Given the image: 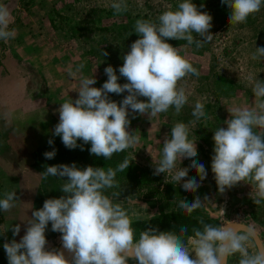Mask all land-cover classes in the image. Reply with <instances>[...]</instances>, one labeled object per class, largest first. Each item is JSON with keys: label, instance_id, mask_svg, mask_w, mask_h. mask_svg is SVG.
Returning a JSON list of instances; mask_svg holds the SVG:
<instances>
[{"label": "clouds", "instance_id": "obj_1", "mask_svg": "<svg viewBox=\"0 0 264 264\" xmlns=\"http://www.w3.org/2000/svg\"><path fill=\"white\" fill-rule=\"evenodd\" d=\"M230 10L231 25L246 23L248 17L264 7V0H222ZM115 14L128 10L127 0H112ZM212 16L201 11L193 0H180L176 7L168 8L156 20L137 19L134 32L139 39L122 57L123 65L117 70L109 65L104 69L107 80L102 87H94L96 77H82L78 98L68 99L57 109L59 122L53 135L59 136L68 149L83 144L91 145L90 154L109 160L116 153L135 147L140 142L136 131H130L131 114H147L151 120L161 113L174 109L179 114L188 103L190 93L182 81L189 75L199 76L181 47H174L168 40L186 41L184 47L195 44L202 47L211 42ZM12 13L8 5L0 3V41L15 37ZM103 56L108 53L102 50ZM252 60L264 59V47H256ZM85 67L83 63L69 69L73 78ZM124 77L127 83H119ZM254 105L228 109L230 118L214 131V155L211 171L220 193L240 182L252 186L250 193L257 206L264 204V81L249 76ZM128 94L121 102L111 100L110 93ZM141 97L146 99H140ZM196 124L205 118L204 104L197 101L191 112ZM132 118H135L133 115ZM189 124L176 122L166 135L158 162L154 163V175L171 174L175 184L184 192L195 193L208 172L203 163L196 160V141L189 139ZM52 151H46L45 159H53L57 152L54 140L48 142ZM151 154V153H150ZM152 155V154H151ZM188 159V168L181 167ZM179 162V167H177ZM127 157L113 167H77L76 163L47 166L42 174L64 181L59 198L45 200L43 207L34 210L26 221L25 234L17 241L13 238L3 247L8 264H264V244L258 243L257 231L250 225L236 221L213 225L200 218L199 227L187 226L179 231H160L147 227L136 236L133 228L135 213H129L121 202L117 174L128 169ZM195 170V177L188 173ZM109 190H113L109 192ZM16 191H5L0 197V211L9 212L18 201ZM202 201L196 196L192 202L180 199L177 207L188 215L201 209ZM139 219L138 216H136ZM49 223L51 230L61 234L62 249L48 250L45 235ZM12 231L13 237L21 232V225H0V234ZM253 247L255 250H252ZM71 259L66 257V253ZM194 253V256H193Z\"/></svg>", "mask_w": 264, "mask_h": 264}, {"label": "rangeland", "instance_id": "obj_2", "mask_svg": "<svg viewBox=\"0 0 264 264\" xmlns=\"http://www.w3.org/2000/svg\"><path fill=\"white\" fill-rule=\"evenodd\" d=\"M18 2L26 7L25 10L28 7L29 9L35 7L34 15L42 22L40 30L46 31L51 42V51L46 53L50 63L45 72L61 69L63 84L69 88V94L71 92L74 94L75 90L79 89L82 77L95 76L97 82L93 86L102 87L107 80L104 69L109 65L117 70L119 76V68L123 65L122 57L130 50L131 44L140 38L134 32L135 21L137 19L155 21L163 11L168 8L174 9L180 0H127L128 10L120 14H115L111 8L112 0H18ZM193 3L201 11L212 16L210 29V33L214 35L212 41L199 48L195 44L184 47L186 41L171 39L167 42L174 47L180 46L181 54L186 55L200 75L198 77L189 75L182 81L190 95L188 103L179 114L170 109L167 113H161L150 120L147 114L141 116L130 113V131H136L140 136V142L125 151L136 164L145 167L157 177V181L154 184V191H149L148 187L120 182L119 185L124 186L125 190L130 189L131 193L120 195L118 202H121L130 214L135 213L139 217L137 219L134 216L133 222L147 221L161 213L186 214L177 207L179 197L176 193L179 188L189 202L196 196H200L202 201L207 197L208 200L198 211L218 225L233 221L250 225L257 231L264 244V204L257 206L253 202L250 196V193L254 195L252 186L242 181L220 193L211 171L214 131L220 126L226 127L224 121L230 118L228 109L254 105L252 85L247 78L251 76L253 81H264V59H251L256 47H264V7L250 15L246 23L231 25L228 22L230 10L222 0H193ZM102 50L108 53L106 57L103 56ZM55 59L61 60L57 68L51 66ZM81 63L85 67L77 77H71L69 69H75ZM38 81L42 88L39 93L35 90L38 94V98L35 99L43 106L48 83L43 76L42 78L39 76ZM119 83H127V80L120 77ZM76 94L78 98V92ZM127 94L110 93L109 97L111 100L121 102ZM197 101L204 104L206 116L193 125L190 123L194 119L191 112ZM41 111L46 112V109ZM133 115L135 118H132ZM50 119L55 123L59 122L54 117ZM176 122L189 124V139L196 141L198 152L196 160L203 163L208 172L207 178L200 182L196 171H189L188 178L195 177L201 183V187L195 193L184 192L180 185L172 181L171 174H153L154 163L160 159L164 138L166 135L170 138L171 128ZM42 132L38 135L42 146L45 147L48 140L53 137V131L50 135L47 129H42ZM56 152L57 155L51 160L45 159L44 155L39 157L41 168H32L36 171V178L27 177L29 178L27 186L25 184L19 188H12L9 178H6L7 185L4 188L3 184H0V197L7 190L16 191L19 199L11 211L2 212L4 224L21 225L18 236L13 237L11 230L5 234L9 241L13 238L19 241L22 238L26 227V221L22 220L30 219L32 212L42 208L45 200L63 195L60 191L64 183L62 179L52 176L45 178L40 174L47 166L58 164L60 150ZM190 164V160L184 159L181 167L188 168ZM179 166L178 162L177 167ZM45 235L48 250L60 248L61 234L51 230V223ZM237 260L238 257L231 258L230 264H236ZM129 264L135 262L130 261Z\"/></svg>", "mask_w": 264, "mask_h": 264}, {"label": "crops", "instance_id": "obj_3", "mask_svg": "<svg viewBox=\"0 0 264 264\" xmlns=\"http://www.w3.org/2000/svg\"><path fill=\"white\" fill-rule=\"evenodd\" d=\"M0 3L9 6L11 27L16 32L6 43L0 41V184L4 188L9 178L11 187L19 188L27 186L30 177L36 178L32 169L34 154L43 147L38 134L43 133L42 129H47L49 135L52 133L54 122L50 117L59 121L57 109L66 100L76 99L77 90L68 93L61 69L45 72L50 63L46 53L51 51V42L46 31L40 30L42 22L34 15L35 7L25 10L18 0ZM60 61L53 60L51 66L57 68ZM39 76L48 83L44 108L35 99L38 98L35 90L39 93L42 88Z\"/></svg>", "mask_w": 264, "mask_h": 264}, {"label": "trees", "instance_id": "obj_4", "mask_svg": "<svg viewBox=\"0 0 264 264\" xmlns=\"http://www.w3.org/2000/svg\"><path fill=\"white\" fill-rule=\"evenodd\" d=\"M58 123L54 122V126ZM54 140V147L56 151L60 150L59 160H57L58 164H68L76 163L77 167L85 168L87 166L93 167H113L115 168L120 162H122L125 157H127L130 161V165L127 170L124 172H120L117 174L116 180L118 183H131L135 184L137 187H148L149 191H154V184L157 181V177L153 176L149 170L145 169L138 164H136L129 153L126 151L121 153H116L112 156L111 159L105 160L102 157H96L90 154V143L83 144V141H78V144L83 145V149L80 147L76 149H68L64 146L59 136H54L51 138ZM53 148L47 144L45 147L40 148L35 154V168H41L39 165V157L43 155L46 151H52ZM57 155V154H56ZM54 163V162H53ZM175 189V188H171ZM170 189V190H171ZM120 191L121 195H128L131 193L130 189L125 190L124 186H120L119 189H115ZM170 190L168 191L170 193ZM113 190H109L111 192ZM176 195L180 199H185L186 196L182 195L179 188H177ZM203 218L206 223H210L213 225H218L217 222L210 219L205 214L196 210L191 215L182 214V213H161L159 216L151 218L147 221H137L133 222V228L136 231L137 238L139 237V233L146 229L147 227H155L160 231H179L181 225L187 226L189 229V234L191 235L192 227H199V219ZM4 224V218L2 211H0V225ZM9 240L6 238L5 234H0V264H8V258L6 252L4 250V243Z\"/></svg>", "mask_w": 264, "mask_h": 264}, {"label": "water", "instance_id": "obj_5", "mask_svg": "<svg viewBox=\"0 0 264 264\" xmlns=\"http://www.w3.org/2000/svg\"><path fill=\"white\" fill-rule=\"evenodd\" d=\"M258 236H259V235H258ZM258 243L263 244L262 241H261V238H260V237H259V241H258ZM59 249H62V245L60 246ZM65 254H66V257H67V258L71 259V257L68 256L67 252H66Z\"/></svg>", "mask_w": 264, "mask_h": 264}]
</instances>
